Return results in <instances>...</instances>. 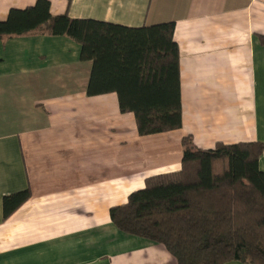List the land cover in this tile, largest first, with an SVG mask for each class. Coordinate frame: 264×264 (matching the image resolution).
<instances>
[{"label": "crops", "instance_id": "obj_1", "mask_svg": "<svg viewBox=\"0 0 264 264\" xmlns=\"http://www.w3.org/2000/svg\"><path fill=\"white\" fill-rule=\"evenodd\" d=\"M36 1L0 0V20ZM50 2L54 15L127 27L174 21L183 125L142 136L116 93L88 95L93 61L68 36L0 39V264H178L120 231L110 208L180 169L184 136L204 149L264 142V0ZM7 197L19 205L9 216Z\"/></svg>", "mask_w": 264, "mask_h": 264}, {"label": "trees", "instance_id": "obj_2", "mask_svg": "<svg viewBox=\"0 0 264 264\" xmlns=\"http://www.w3.org/2000/svg\"><path fill=\"white\" fill-rule=\"evenodd\" d=\"M51 5L37 0L11 8L0 20V39L68 36L81 45V59L93 61L88 95L116 93L120 111L135 115L142 136L182 127L174 21L127 27L54 15ZM259 38L264 44V35ZM181 144V168L146 178L125 203L110 208L111 220L128 235L165 245L178 264H264V142H218L204 149L187 135ZM11 198L6 216L19 206L10 207Z\"/></svg>", "mask_w": 264, "mask_h": 264}]
</instances>
